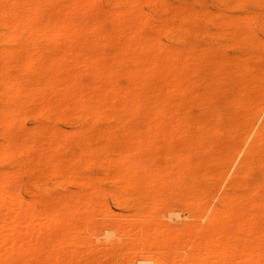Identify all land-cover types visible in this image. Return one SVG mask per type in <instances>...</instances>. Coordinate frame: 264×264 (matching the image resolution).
<instances>
[{
  "label": "bare ground",
  "instance_id": "6f19581e",
  "mask_svg": "<svg viewBox=\"0 0 264 264\" xmlns=\"http://www.w3.org/2000/svg\"><path fill=\"white\" fill-rule=\"evenodd\" d=\"M107 1L112 2L108 4H114L118 10L106 9L107 11L103 14L104 18L113 22L117 29L114 32L103 33L94 19H87L84 15L85 11L88 9L99 8L102 0H0V25L7 27L5 33L11 31L7 33V36L4 34V37H9L10 41L16 43L18 46L17 48L14 47L15 49L7 50L6 54L4 53L7 59V65H4L5 67L3 66L4 68L1 70L6 69L12 71L17 65H20L19 68H23L24 73H31L37 78L35 83L38 85V90H36V88V92L59 94V99L54 100L55 98H53L49 102L47 101V104H41H45L44 109L47 111L57 110L62 114L73 113L81 116V118L82 116L89 115L95 120L99 118L113 119L118 123V126H128L129 128H132L134 125V116L140 115L141 113V115L149 113L143 115L147 127H145L137 137H134L135 135L132 131L126 132L123 130L127 140H133L134 138H138L139 140V145L135 149V156L139 159L138 164L135 165V163L130 162L129 156L119 158L115 154H111L108 147L98 151L92 150V139L95 137L102 141L103 138H106V133L96 132L89 126H83L81 130L88 133V136L86 135L87 137L80 135V132H82L81 130H77L74 133L69 131V135H67V132V134L55 132L56 130L52 131V134H49L50 140L46 143L45 141L47 140H45L44 145L50 155L47 156L43 164L44 168H42L41 162L46 152L44 153L36 149L35 142L39 140V136L33 131L26 143L19 144L15 140V138L18 137L14 138L13 136V131L16 128H22L23 117L28 116V113L30 115L33 112L37 113L36 109L37 107L39 108L40 105L37 104L38 100L43 101L44 99L42 98L44 97H41L43 94H40V97H35V94H31L32 96L30 94L28 95V93L23 90V83L26 82L17 77H13L12 79L7 77L8 79L5 84L8 91L5 90L3 93L6 95L8 92V96L14 97L19 95L23 90L24 92H22L21 95H23V98L26 97L23 100L27 101L21 100L24 103L18 102V104L12 105V107L4 110V115L12 116L15 114L19 117H12V119L0 122V134L7 139V142H5L6 144H0V159L11 155L14 151L16 152V149H19V151L24 150L23 152L31 154L36 161L33 166L43 173L45 179L49 180L57 176L62 170L65 171L63 166L64 163L62 164L59 160L64 154L61 152V149L64 150L69 148V145L75 140L76 146H80V152L75 155H77L84 167L89 166V162L93 156L101 158L99 155L102 154L106 158L104 164H106V170L109 175L108 178L111 179L112 177L118 180V182L122 184V187H133L142 190L149 187L152 190L169 194V192L176 188H180L182 181L186 177L190 180L194 178L193 172L188 175L186 173V168L193 162L194 149L192 152V149H189V146H187L188 149H186L185 153H178L177 155L175 150L177 145L176 148L174 147L176 139L181 135L182 137H191L189 133H185L184 131L179 134L175 133V127L173 128V125L177 123L176 121L178 120L175 121V119L178 117L175 118L174 114L169 113L164 107L158 109L157 102H154L150 98V100L141 99L142 97L140 98L139 94L148 91L151 92L149 89L150 85L148 86V82L146 83V79L150 76L159 78L167 92H179L191 89L189 81L185 85V80L188 79V76L183 74V70L187 68L186 64L188 61L190 62L191 57L183 53H175V51L174 54L172 53L173 55L170 53L172 58L170 57L171 59H169L168 55L167 57L164 53L158 52L161 50V43L156 38L148 41L146 39L144 43L137 39V24H140V22L143 24L145 22L143 20V18H145L144 12L146 15L148 13L138 7V0ZM147 1L152 2L155 0ZM6 2L8 3V8L4 9V3ZM160 4L163 3L161 2ZM50 8L51 11L48 15H43L41 13V10ZM53 8L54 10L52 11ZM128 15L131 17L130 19L127 18ZM174 16L178 21L177 25L179 30L181 29V31H183V23L187 21V19L197 16L202 17L203 14H199L192 10L176 9L174 11ZM155 20L154 18V21ZM175 23L177 22L175 21ZM154 24L155 23H152V25ZM152 25L150 24L149 26L152 27L154 31L159 29L154 28L157 24L154 26ZM171 25L169 22L167 26ZM227 25L230 28H234V32L237 35L236 37L240 40L247 42L251 41V39L241 31L242 27L239 22L229 19ZM158 31L160 32V30ZM158 31H156L157 34ZM41 43L50 45L53 49L61 45L59 51L55 50L56 55L54 54L55 56L53 59L50 58L51 60L48 62L42 61L45 59L41 60L44 54ZM101 46H113L115 48V53L118 57L117 60H119V67L117 70L114 69L112 65L107 64L111 62L110 60L105 63V57H101L98 54V48ZM136 49L141 51L138 50V52H136ZM46 50L48 51V49ZM52 53L51 51V54ZM15 54L20 56V58L15 59ZM245 54H247V52ZM208 62L209 56L207 55H199L196 59L197 64ZM71 63L75 65L70 67L69 64L72 65ZM235 63L236 67L232 72L223 70L220 64L216 63L212 79L217 84V89L224 94H226L228 90L226 87L221 86V83H229V87L231 86L230 83H232L245 89V92L243 91L241 94L234 92L226 101V107L229 110L235 113H239L241 110L243 113L242 109L246 108L251 103L250 96L252 91L258 88L257 78L248 74L250 68L248 61H236ZM87 69L93 70L88 83L84 80V71ZM141 71L144 72L143 76ZM23 72L21 73L23 74ZM124 74L129 77H127L129 79L128 85L125 86L124 89L116 86H102L103 82L117 80ZM115 84L118 83L115 82ZM31 87L30 89L33 88L32 90H34L35 87ZM84 88H86V92ZM229 89L233 90V86ZM137 90L140 92L137 93ZM233 91H235V89ZM24 94H27L28 98ZM123 94L130 96L126 99H121L120 96ZM4 98L7 99L8 97ZM91 105H93V108H91ZM40 108L42 109V106H40ZM155 108H157V111L151 113L150 111H153ZM38 112L41 113L42 110ZM65 117L67 118V116ZM214 121V127L212 125L213 131L211 132H213V134L219 133L226 136L227 140L230 141L231 135L224 126L226 120L223 118H216ZM209 122H211V119ZM204 128L205 127L202 126L203 132L200 133V135L211 133L204 130ZM25 132H27V130H25ZM121 133L122 130H115L109 137L107 136L108 140L114 141ZM72 138L74 140H72ZM19 139H22V137ZM158 141L169 142L168 144L170 145L169 147L165 146L167 147L165 149H160L159 146L155 145V142ZM206 141L208 142V140ZM252 145L264 147V125L254 136ZM213 147L215 149L216 147L218 149L222 148L221 144L218 142ZM150 150L151 153H149ZM196 153L198 152L196 151ZM149 157L157 158L156 162L158 165H145L144 160ZM223 158L221 157V159ZM256 158L255 165L264 168V154L258 155ZM211 160L212 159L209 158V161L212 163ZM156 162L154 161V164ZM245 164L246 163L243 162L235 172V176L243 180L242 186L245 189V194L235 192L224 194L222 208L220 207L219 209V207H217L215 211H212L213 216H211L212 214L210 215L212 218L208 224L198 229V232L202 230L203 233L199 232L200 234H198L196 231L194 232V229L185 233H180V229L175 233L176 229L174 230L170 226L160 223L159 227L155 225L146 226L144 223L146 227L140 228L144 225L142 224V226H139L140 223L134 224V222L137 223L139 221L138 219L134 218L135 220L131 222L124 219V221L129 222L128 224L132 223L128 226L130 237L135 238L134 242L131 244H133L134 247L137 245L139 249L146 251L155 247L159 248L162 253H164L163 255L167 256L168 254V258L170 256L169 254L177 249H185L190 246L192 250L188 251V256L182 255L181 259L180 257L178 258L183 261V263L181 262L182 264H264V174L263 176L256 177L254 172L246 169ZM11 174L13 173H7V171L0 172V264H83L85 261L84 257L87 256L85 253L87 254L91 251H87L86 247L84 249V246H87L84 245L87 243H84L82 238L85 231L83 234L80 233L86 226H79L81 230H79L80 228L77 226L76 231L75 226L76 222H86L90 217L91 208L88 197L93 191L101 189L95 182V179L90 178L91 176L88 178H80L78 169L71 166L69 168V175H60L54 188L50 189L47 185H44V180L40 182L41 184L35 187L34 199L30 201L23 197L22 193L19 192L20 190L15 191L16 189H12L11 183L13 177ZM13 175L16 174L14 173ZM196 177L197 179L199 178L197 175ZM108 178L105 179L108 180ZM15 180H13V182ZM71 185H77L79 192L72 191L71 188H69ZM185 189L188 192L196 190L194 186L190 185H187ZM62 190L65 191L63 197H61ZM43 194H46V200L42 202L40 196ZM198 202H200V199ZM44 204H50V206L47 207L44 206ZM85 204L89 206L85 208V210L81 208L82 212L84 211L82 214L80 213L79 206H84ZM108 205L110 206V204ZM104 206L106 208L108 207L106 204ZM93 208L92 206V209ZM110 209L111 208H108L107 211ZM96 210L93 211L98 213ZM123 217L121 218L123 219ZM120 219L117 220L120 221ZM124 221L122 220V222ZM115 222L117 223V221ZM127 222L125 223L127 224ZM195 224L192 223L194 226ZM120 227L121 226H119V228ZM123 227L121 228H127V226L125 228ZM122 229H120L121 232L125 233ZM147 235H149L148 239H144ZM259 241H262V243H259ZM134 247L132 249H134ZM138 247L135 249L138 250ZM157 253H160V251ZM100 255L105 256V253H100ZM172 258L175 261L174 264H180L176 262L175 259L177 258H174V256ZM158 260L159 259H157V261ZM171 262L169 260V263Z\"/></svg>",
  "mask_w": 264,
  "mask_h": 264
},
{
  "label": "rangeland",
  "instance_id": "374dc122",
  "mask_svg": "<svg viewBox=\"0 0 264 264\" xmlns=\"http://www.w3.org/2000/svg\"><path fill=\"white\" fill-rule=\"evenodd\" d=\"M161 2L163 4H160ZM108 3L111 4L112 2H109L107 0H102L99 8L91 9V10L88 9L84 13L87 19H91V20L94 19L97 22L100 30L103 33L114 32L117 29L116 25L113 24V22L108 21L104 18L103 14L105 11H107L106 9L108 10L113 9L115 11L118 10V8L114 6V4L110 5ZM138 7L141 10H145L146 12L148 13L150 12V13L149 14L147 13L146 15V13L144 12L145 18H143V20L145 22L143 24L141 22L140 24L139 23L137 24L138 29L136 30V34L139 37V38L137 37V39L141 40V42L144 43L146 42V39L148 41L150 39L156 38L161 43V50L158 52H161L162 54L164 53L165 56L168 55L169 59L172 58L171 55H173L175 51H176L175 53H181V54L183 53L188 55V57L189 56L191 57L190 62L188 61V63L186 64L187 68L183 70V74L188 76L187 77L188 79L185 80V85L189 81L192 90L189 89L187 91L167 92L165 91V87L163 86L159 78H156L155 76H150L149 78L146 79V83L148 82L147 83L148 86L150 85L149 89L152 93L149 91L148 92L151 94H149L148 92H144L139 94V97L140 98L142 97L141 99L143 100L151 99L154 102H157L158 105L157 104L156 105L158 109L164 107L169 111V113L174 114L175 118L178 117L175 119V121L178 120L176 121L178 123V126L177 123L173 125V128L175 127L174 128L175 133L179 134L180 132L184 131L185 133L187 132L190 134L191 138L185 136L182 137V135L178 137L175 141L174 147L176 148L177 145V148L175 149L177 155L178 153L180 154L185 153L186 149H188L187 146H189V149H192V152L194 149L193 162L191 163L190 166L186 168L187 175L193 172L194 178L190 180L188 179V177H186L182 181V185L180 186V188H176L175 190L169 192V194L168 193L164 194L161 193L160 191L152 190L149 187L143 190L136 189L133 187L125 188L122 187V184L119 183L118 180L113 179L111 176H110L111 179L108 178L109 175L106 170V166H105L106 164H104L106 158L102 154L99 155L101 158L103 157L102 161L101 158H97L96 156H93L89 162V166L84 167L80 159L77 157V155H75L80 152V146H76L74 142L75 140L73 138L72 140L74 141L69 145V148L64 150L61 149V152L64 154L62 158H59V160L62 164L64 163L63 166L65 171L62 170L60 173L57 174V176H54L49 180L45 179L43 173L37 170L33 166L34 162L36 163V161L33 159L31 154L23 152L24 150L19 151V149H16V152L14 151V153H12L9 156L4 155L5 157L0 159V172L7 171V173L16 174V175L11 174L13 180L16 179L14 182L12 180L11 183L12 189L13 190L16 189L15 191L20 190L19 192L22 193L23 197L26 200H30V201L34 199L35 197L34 193L36 190L35 187L41 184L40 182L44 180L43 181L44 185H47L48 188L50 189L54 188V185L59 180L60 175H66V176L69 175V168L71 166L75 167V169L76 168L78 169L80 178H88L89 176H91L90 178L95 179V182L101 189H98L97 191H93L91 195L88 197L90 203L89 205L91 208L90 217L86 222L84 221L76 222V226H75V231L77 229V226L78 228H80L81 226L82 227L86 226V228L82 229L83 231L81 230V228L79 230H81L80 232L81 234H83V232L85 231L82 238L84 243H87L84 245H87L88 247L84 246V249L86 247V250L87 251L91 250L90 251L91 253L90 252H88L87 254L85 253V255H87L85 257L87 258L84 257L85 261L83 262V264H99V263L100 264H162V263L174 264L175 261L172 257L174 256V258L177 259L180 257L181 259L182 255L188 256L189 254L188 251L192 250L190 246L189 248H185V249L182 248L177 249L176 251L172 252L174 255L172 253H171L172 255L169 254L170 256H172V257L169 256V258H168V254L167 256L163 255L164 253H162V251L156 247L146 251L143 249H139V247L136 245V247H138L137 248L138 250H136L135 249L136 247H134L133 244H131L132 242H134L135 238L130 237L129 229H128V226L132 223L128 224L129 222L127 221L129 220L131 222L135 220L134 218H136L139 221L137 223L134 222V224L140 223L139 226H142V224L144 225L145 223L146 226L155 225L156 227H159V223H160L163 225L166 224L171 228H173L174 230L176 229L175 233L177 230L180 229H181L180 233H185L192 229H194V232L196 231V233L198 234H200L199 232L203 233L202 230L198 232V229L203 228L205 227L204 225L208 224V222L212 218L211 216H213L212 211H215L217 207H219L220 209V207L222 206V199L224 197V194L229 192L245 194V189L242 186V181H243L242 178L235 176L236 170L243 162L246 163L245 164L246 169L254 172L256 177L263 176L264 174V168H260L255 165V162L257 160L256 156L264 154V147L252 145V140L254 139V136L264 125V92H261L264 91V36H263L264 35V0H155L152 2L147 0H138ZM6 8H8L7 2L4 3V9ZM54 8L52 9V11L54 10ZM174 9L175 10L186 9L190 11L192 10L199 14H203V16L202 17L197 16L187 19V21L183 23V31H181V29L179 30V27L177 25L178 21L174 16V11H175ZM50 11L51 8L43 9L41 10V13L43 15H48ZM153 17L157 21L156 20L154 21ZM127 18L130 19L131 17L128 15ZM229 19L239 22L240 26L242 27L241 31L243 32V34L248 36L251 39V41L248 42L242 41L238 37H236L237 35L234 32V28H230L227 25ZM172 20H175L177 23H175V21ZM169 22L170 25L172 24L171 25L172 28L171 26H167L169 25ZM149 23L151 25L152 23L157 24V25L154 24L155 26L154 25L152 26H154L155 29L159 28L158 30H160V32L158 30L156 31H158V34L160 35H158L157 32L154 31V29L149 26L150 25ZM6 28L7 27H3L0 25V72L3 73V74L0 73V81H1L0 122L6 121L7 119L8 120L12 119V117L14 118L19 117L15 114L12 116L4 115V110L9 107H12V105L14 106L15 104H18V102L19 103L20 102L24 103L23 101L26 102L27 100H23L26 97L23 98V95H21L22 92L24 91L27 92L28 95L35 94L34 95L35 97H40V94H43L41 97H44L42 99L45 100V101L38 100L37 104L40 105L39 108L37 107L36 109L37 113L33 112L31 113V115L28 113L27 114L28 116L23 117L22 128L14 129L13 136L14 138L18 137L15 138L17 143L19 144L26 143L28 141V138L30 137L31 132L35 131L36 135L39 136V140L35 142L36 149L43 151L44 153L46 152V155L44 156L41 162V167L44 168L43 164L47 159V156L50 155L49 151L45 149L44 144L50 140L49 134H52V131L56 130L55 132H61L63 134L68 133L67 135H69V131H71V133H74L77 130H81L83 126H89L91 127V129L95 130L96 132L106 133L105 135L106 138H103L102 141H100L101 139L99 140V138H95V137L92 139V145H91L92 150L98 151L105 147H108L111 154H115L119 158H124L125 156H129L130 162L135 163V165L138 164L139 159L138 157L136 158L135 156V151H136L135 149L139 145L138 143L139 140L138 138H134L133 140H127L124 136L123 130H125L126 132L132 131V133L135 135L134 137H137L139 133H141L145 129V127H147V123L144 122L143 115H147L149 113H145L143 115H141L142 114L141 113L140 115L134 116L135 119L134 125L132 128H129L128 126H118V123L113 119L99 118L95 120L89 115L82 116L81 118V116L75 115L73 113H65L66 114L65 115L58 112L57 110L55 111L45 110L44 109L45 104L44 105L41 104L43 103L47 104V101L49 102L53 98H55L54 100L59 99L60 98L59 94H50L48 92L42 93L38 91L36 92V90H38L37 87L38 85L35 83L37 78L31 73H24L23 72L24 69L21 68L22 69L21 70L19 68L20 65H17V67H15L16 69L14 68L12 71L6 69L1 70L7 65V59L6 56H4V53L6 54L7 50H12L18 47L16 43L10 41L9 37H4V34L5 36H7V33L11 32L8 31L9 30L8 29L7 30L8 32L5 33ZM185 37L187 38V40ZM41 44H42L41 46H43L42 48L44 49V54L42 56L44 58L41 57V60L45 59L42 61H47V62L53 59V57L56 55L55 50L59 51L61 46V45L56 46V48L53 49L50 45L47 44L44 45L43 43ZM46 49H48V51ZM138 50L139 49H136V52H138ZM51 51L53 52L52 54ZM97 52L101 57H105L106 59L105 63H107L110 60L111 62L107 64L112 65V67L116 70L118 69L119 60H117L118 57L117 54L115 53L116 50L113 46H106V47L101 46L98 48ZM246 52L247 54H245ZM109 53H111L112 55ZM199 55L209 56V62L197 64L196 59ZM14 58L19 59L20 56L15 54ZM236 61H241V62L248 61V64L250 65L248 74H251L257 78V85H258V88L254 89L251 93L250 105L242 109L243 113L241 112V110L239 113H235L234 111L229 110L226 107V101L230 96H232L234 92L241 94L243 93V91L245 92V89L232 83H230L231 85L230 87H229V83H221V86L226 87V89L228 90L227 93L224 94L217 89L216 86L217 84L212 79V74L216 67L215 66L216 63L220 64V67H222L223 70L225 71L229 70V72H232L233 70H235ZM71 64L72 65L69 64L70 67H73L75 65L74 63ZM21 72H23V74ZM91 73H93L92 69H87L84 71V80H86L85 81L86 83L89 82L92 76ZM141 73L143 76L144 72L141 71ZM124 75L118 78L117 80L105 81L103 82L102 86L103 85L104 87L116 86L118 88L121 87L122 89H124L129 82L128 75L127 76L125 75L126 77ZM7 77L9 79H12L13 77H17L18 79H21L26 82L23 83L24 91L22 90V92L19 95H16L17 97L8 96V92L6 93V95L5 93H3L5 92V90L8 91L7 90L8 88L6 87L5 84L6 80L8 79ZM113 81L117 82L118 84H115V82ZM31 86L35 87L34 90L36 88L37 89L34 91L32 90L33 88ZM232 86H233V90L235 89V91L229 89L232 88ZM30 87L32 89H30ZM84 90L86 92V88H84ZM136 92L139 93L140 91L137 90ZM24 95L27 96V94ZM129 96L130 95L123 94L120 96V98L126 99ZM4 97H8V98L6 99ZM209 97L211 98L212 101L210 100ZM40 106H42V109L40 108ZM203 107H204V111H203ZM91 108H93V105H91ZM157 108H155L153 111L150 112L151 113H153L154 111L156 112ZM39 110H42V112L39 113L38 112ZM65 116H67V118ZM208 118L211 119V122H209L210 119ZM216 118H221V119L223 118L224 120H226L224 126L231 135L230 141L227 140L226 136H223L219 133L213 134V132H211L213 131V127H214L213 123H215L214 120ZM202 126L205 127L204 130H207L211 133H204L203 135L202 134L200 135V133L203 132ZM117 129H119L120 131L122 130V133L114 141H109L108 140L109 135ZM25 130H27V132H25ZM82 132H80L81 136L83 137L88 136V133L84 131ZM21 137L22 139H19ZM206 140H208V142ZM5 142H7V139L2 134H0V144L4 145L6 144ZM217 142L221 144L222 148L218 149L216 147L215 149L213 147L215 144H217ZM168 143L169 142L158 141L155 142V145L159 146L160 149H165L169 147L170 144ZM196 151L198 153H196ZM149 153H151V150ZM221 157L224 158L221 159ZM209 158L212 159L211 160L212 163L209 161ZM156 160L157 158L149 157L144 160V164L145 165L148 164L149 166H157L158 163L156 162ZM154 161L156 162L155 164ZM199 173L201 174V176ZM94 175L96 176L98 175V176L96 177ZM196 175L199 176L200 179L199 178L197 179ZM105 178H108V180H106ZM207 182L210 186L207 184ZM186 183L187 185L194 186L196 190L193 192L186 191L185 189V187L187 186ZM198 187L201 190L202 189L203 190L201 191ZM69 188H71V190L74 192H79L77 185H71ZM64 192H65L64 190L61 191V197H63ZM150 193L153 195V197ZM45 196L46 194L40 196V200L42 202L46 200ZM199 199L200 202H198ZM102 204L104 205L106 204V206L108 207L106 208ZM108 204H110V206ZM89 205L85 204L84 206L82 205L79 206L80 213L83 214L84 211L82 212V210H85V208H87ZM44 206L49 207L50 204H44ZM92 206L94 207L93 209ZM108 208L111 209L107 211ZM93 210H96L98 213H96ZM114 216H116L117 218ZM121 217H123V219ZM117 219H120V221ZM124 219L127 221H124ZM122 220L124 222H122ZM115 221H117V223ZM125 222H127V224ZM192 223L193 224L196 223L195 226L192 225ZM119 226L121 227L124 226L123 228L127 226V228H125L126 229L125 230L122 229L121 227L119 228ZM146 226L144 225L140 228ZM120 229L124 230L123 232L125 233H122ZM148 236L149 235L145 236L144 239L146 238L148 239ZM259 243H262V241H259ZM133 247L134 249H132ZM133 251H135L136 253ZM142 251H145L146 253ZM159 251L160 253H157ZM99 252L105 253V256L104 255L101 256L102 254L100 255ZM143 255L147 257H144ZM94 257H96L97 259ZM157 259L159 260L157 261ZM168 259L170 260V262L172 260L173 261L169 263ZM177 259H175L176 262L180 264L183 263V261ZM163 260L165 263L163 262Z\"/></svg>",
  "mask_w": 264,
  "mask_h": 264
}]
</instances>
